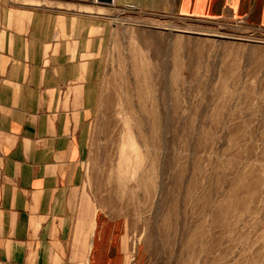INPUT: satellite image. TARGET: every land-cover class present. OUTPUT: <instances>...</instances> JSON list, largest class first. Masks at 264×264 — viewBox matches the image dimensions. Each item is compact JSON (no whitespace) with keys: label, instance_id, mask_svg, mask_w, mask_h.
<instances>
[{"label":"rangeland","instance_id":"rangeland-1","mask_svg":"<svg viewBox=\"0 0 264 264\" xmlns=\"http://www.w3.org/2000/svg\"><path fill=\"white\" fill-rule=\"evenodd\" d=\"M159 1L84 8L110 24L83 194L127 264H264V27Z\"/></svg>","mask_w":264,"mask_h":264},{"label":"crops","instance_id":"crops-1","mask_svg":"<svg viewBox=\"0 0 264 264\" xmlns=\"http://www.w3.org/2000/svg\"><path fill=\"white\" fill-rule=\"evenodd\" d=\"M179 1L185 14L264 27V0ZM90 3L0 0V264H127L81 186L110 24Z\"/></svg>","mask_w":264,"mask_h":264},{"label":"water","instance_id":"water-1","mask_svg":"<svg viewBox=\"0 0 264 264\" xmlns=\"http://www.w3.org/2000/svg\"><path fill=\"white\" fill-rule=\"evenodd\" d=\"M97 2L104 3V4H112L113 0H96Z\"/></svg>","mask_w":264,"mask_h":264}]
</instances>
